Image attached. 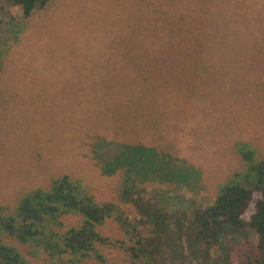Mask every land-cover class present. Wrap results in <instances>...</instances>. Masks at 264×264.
I'll use <instances>...</instances> for the list:
<instances>
[{"label":"rangeland","instance_id":"374dc122","mask_svg":"<svg viewBox=\"0 0 264 264\" xmlns=\"http://www.w3.org/2000/svg\"><path fill=\"white\" fill-rule=\"evenodd\" d=\"M13 13L17 23H0L1 205L13 209L62 174L115 201L131 167L146 199L176 215L212 202L242 169L238 143L264 159V0H52L27 19ZM162 14L177 39L143 83L127 65ZM79 220L65 216L64 226ZM103 231L114 234L113 222ZM255 234L234 228L219 253L234 264ZM6 240L31 263L52 264ZM104 251L122 262L120 251Z\"/></svg>","mask_w":264,"mask_h":264},{"label":"trees","instance_id":"16d2710c","mask_svg":"<svg viewBox=\"0 0 264 264\" xmlns=\"http://www.w3.org/2000/svg\"><path fill=\"white\" fill-rule=\"evenodd\" d=\"M51 1L0 0V23H17L15 7L27 19ZM160 21L143 32L142 56L127 65L130 72L138 70L143 83L156 62L169 61L166 44L177 39L171 33L172 18L162 14ZM193 38L201 40L198 34ZM237 150L243 167L219 183L212 202L176 215L146 199L131 167L123 170L115 201H97L80 179L68 174L52 178L48 188L25 193L13 209L0 204V264H33L6 239L32 245L33 253H44L52 264H114L104 248L123 254L116 264H230V253H219L217 247L234 228L247 225L255 229V241L236 252L234 264H264V159L245 142L238 143ZM127 204L135 215L129 214ZM68 215L80 220L64 226ZM107 221L115 225L114 234L103 231Z\"/></svg>","mask_w":264,"mask_h":264}]
</instances>
